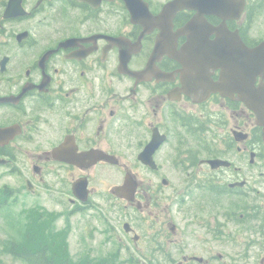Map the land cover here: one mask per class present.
Segmentation results:
<instances>
[{"label": "flooded vegetation", "instance_id": "obj_1", "mask_svg": "<svg viewBox=\"0 0 264 264\" xmlns=\"http://www.w3.org/2000/svg\"><path fill=\"white\" fill-rule=\"evenodd\" d=\"M171 1L0 0V165L41 216L47 189L70 215L110 201L135 212L99 219L141 264H264V124L224 65L237 64L239 36L249 92L264 87V0H210L188 32L197 9L172 15ZM210 49L224 67L201 62ZM105 166L119 175L102 196Z\"/></svg>", "mask_w": 264, "mask_h": 264}, {"label": "rangeland", "instance_id": "obj_2", "mask_svg": "<svg viewBox=\"0 0 264 264\" xmlns=\"http://www.w3.org/2000/svg\"><path fill=\"white\" fill-rule=\"evenodd\" d=\"M99 183L102 196L107 194L109 186L118 180V169L114 167H103L99 169ZM116 180V181H115ZM0 186H7L13 190L12 198L9 200L8 206L0 210V263L1 264H29L27 261L13 257L7 250L6 246L11 240H16L20 237V229H24L26 225L36 222L35 218L40 217L41 223H44L46 232H53L59 235L61 230L66 231V241L68 243V254L74 263L93 264L94 260L103 258L104 260H112L117 264H141L138 260V254L135 252L136 246L134 242L123 245L114 236L108 238L106 222L104 219H99V215H104L111 218V223L116 224L119 220H130L136 217V213L131 211L132 216H125L126 212L114 208L116 201L108 200L112 205H101L95 210L86 209L83 213L70 215L68 209L69 203L63 201L61 204L52 206L49 197H54V191L42 190L38 195V200L43 202L45 208L50 209L48 216H41L38 209L43 211L41 204L32 205L35 203L34 198L29 199L27 204L23 202L21 180L13 168L0 165ZM97 199V197L95 198ZM62 201V199H61ZM32 202V203H31ZM36 208V209H35ZM38 208V209H37ZM105 209V210H104ZM118 232V228H115ZM25 235V232H23ZM22 235V236H24ZM178 261L182 256L175 257ZM155 264H173L170 262V257L157 255L154 258ZM177 264V263H175Z\"/></svg>", "mask_w": 264, "mask_h": 264}, {"label": "water", "instance_id": "obj_3", "mask_svg": "<svg viewBox=\"0 0 264 264\" xmlns=\"http://www.w3.org/2000/svg\"><path fill=\"white\" fill-rule=\"evenodd\" d=\"M227 2H229V0H217V6L219 7V9H221L220 7V3L224 5L227 4ZM242 6V5H241ZM182 8H188V9H197L198 14L194 17V20L191 22V25H188L186 27V31L188 32L191 29H194V27L198 26L199 24L198 21H205L206 22V18L205 15L206 14H211L212 13V5L210 3V0H173L170 2V4L166 7V10H170V12H172V15H174L176 12V10L178 9H182ZM241 7L237 8V10H241ZM234 11L236 9H234V6L231 8ZM231 9H228L229 12L226 13V18L232 16L231 12H233V10L231 11ZM204 26H208L209 28H212L210 23H206L203 24ZM183 29V30H184ZM203 28H198L199 34H201L203 32ZM219 30L224 34H230L228 33L227 27L225 25V23L223 25H221L219 27ZM232 42L234 41L233 38H231ZM237 44L238 46V50H239V60L236 62L233 61V63L231 64L228 63V65L224 64L225 66L230 67L228 71L225 72V74L228 73V75H232L234 74L236 77L240 74V78H237L236 81V86L237 88L240 90V92L242 93L241 98L247 102V104L257 113V115L260 116V124H264V87H256L253 86L252 83V92L250 91L249 88V80L246 79V76L248 75V68H246L248 66V56H247V52H245V50H243V43L240 39V37L238 36L237 39ZM213 42H210V45H212ZM242 44V45H241ZM206 45V42L203 44ZM261 48H263V46L260 47H256L255 49H249V56H250V68L251 71L254 69H258L257 66H260L263 64V59L262 57L257 56L259 54V51H261ZM198 58L201 59V62H205L208 61V59L213 61V67L215 66H222L224 67L223 64H219L217 62H219L220 58L217 57V54H215V50L214 49H210V52H203L201 55L198 56ZM217 61V62H216ZM192 62V61H191ZM195 63V62H194ZM236 66L239 67V71H237ZM190 67V65H189ZM243 67V68H240ZM198 68V66H192L190 67L191 70H196ZM244 74V75H242ZM245 77V78H244ZM244 78V81L242 80ZM261 92H260V91ZM253 95V98H251V96ZM253 99V101H251ZM129 188V186H128ZM128 188H126L124 191H126ZM123 188H121L120 186H118V188L116 189V193L120 192L122 194H124L122 191ZM128 199L132 196V194H130L128 196V194L125 193V195Z\"/></svg>", "mask_w": 264, "mask_h": 264}, {"label": "trees", "instance_id": "obj_4", "mask_svg": "<svg viewBox=\"0 0 264 264\" xmlns=\"http://www.w3.org/2000/svg\"><path fill=\"white\" fill-rule=\"evenodd\" d=\"M12 195V189L0 186V210L8 206ZM39 219L40 217H36V222L29 223L24 229H20L19 238L9 241L6 248L10 254L29 264H77L72 262L68 254L67 232L61 230L59 235L46 232L48 231L46 226ZM93 260V264H117L103 258Z\"/></svg>", "mask_w": 264, "mask_h": 264}]
</instances>
